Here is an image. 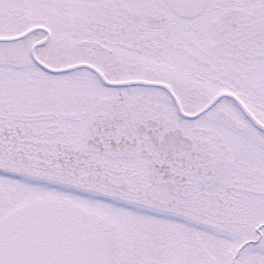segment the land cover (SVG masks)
Returning a JSON list of instances; mask_svg holds the SVG:
<instances>
[{
  "label": "snow or ice",
  "instance_id": "obj_1",
  "mask_svg": "<svg viewBox=\"0 0 264 264\" xmlns=\"http://www.w3.org/2000/svg\"><path fill=\"white\" fill-rule=\"evenodd\" d=\"M0 264H264V0H0Z\"/></svg>",
  "mask_w": 264,
  "mask_h": 264
}]
</instances>
